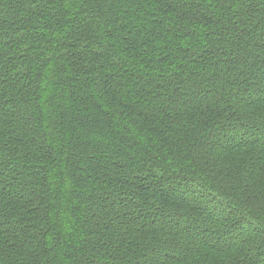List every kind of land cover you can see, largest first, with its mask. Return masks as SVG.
<instances>
[{"label": "trees", "instance_id": "1", "mask_svg": "<svg viewBox=\"0 0 264 264\" xmlns=\"http://www.w3.org/2000/svg\"><path fill=\"white\" fill-rule=\"evenodd\" d=\"M0 264H264V0H0Z\"/></svg>", "mask_w": 264, "mask_h": 264}, {"label": "rangeland", "instance_id": "2", "mask_svg": "<svg viewBox=\"0 0 264 264\" xmlns=\"http://www.w3.org/2000/svg\"><path fill=\"white\" fill-rule=\"evenodd\" d=\"M221 208V207H220Z\"/></svg>", "mask_w": 264, "mask_h": 264}]
</instances>
